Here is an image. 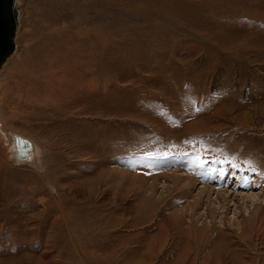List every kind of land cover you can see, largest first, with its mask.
Here are the masks:
<instances>
[{
    "label": "rangeland",
    "instance_id": "374dc122",
    "mask_svg": "<svg viewBox=\"0 0 264 264\" xmlns=\"http://www.w3.org/2000/svg\"><path fill=\"white\" fill-rule=\"evenodd\" d=\"M14 11L0 264H264V0Z\"/></svg>",
    "mask_w": 264,
    "mask_h": 264
},
{
    "label": "bare ground",
    "instance_id": "6f19581e",
    "mask_svg": "<svg viewBox=\"0 0 264 264\" xmlns=\"http://www.w3.org/2000/svg\"><path fill=\"white\" fill-rule=\"evenodd\" d=\"M15 1L16 0H14L13 9H14V5H15ZM16 15H18V14H16ZM17 24H18V16H17V20H16L15 35H14V39H13L14 47H13L12 51L10 52V54H8V56L1 63L0 71L2 70V68L4 66L8 65V62L10 61L11 57L14 55V52L16 50L15 38H16ZM15 55H16V53H15ZM6 68H8V67H6ZM3 69H5V68H3ZM4 76L5 75L2 74L1 78L5 79ZM1 78H0V104H2L1 101L4 98V97H2V87H3L4 81ZM2 124L4 125V123L1 120V111H0V136L3 138L4 144L7 147L6 150H8L9 156H11V158L14 159V162L16 161L15 163L19 164V163H27V162H33L34 161V163H35V161L37 159V155L39 153L37 144L32 139H30V138H28L22 134L16 133L15 131H14L15 133L11 132L10 134H8V132L4 131L5 128L4 129L2 128V127H4V126H1Z\"/></svg>",
    "mask_w": 264,
    "mask_h": 264
},
{
    "label": "water",
    "instance_id": "95a60500",
    "mask_svg": "<svg viewBox=\"0 0 264 264\" xmlns=\"http://www.w3.org/2000/svg\"><path fill=\"white\" fill-rule=\"evenodd\" d=\"M14 0H0V65L14 47L17 15Z\"/></svg>",
    "mask_w": 264,
    "mask_h": 264
},
{
    "label": "snow or ice",
    "instance_id": "6c2138e0",
    "mask_svg": "<svg viewBox=\"0 0 264 264\" xmlns=\"http://www.w3.org/2000/svg\"><path fill=\"white\" fill-rule=\"evenodd\" d=\"M199 110V109H198ZM131 163V162H130ZM133 167H134V165H132ZM233 167H235V165L233 166ZM253 171H254V169H253Z\"/></svg>",
    "mask_w": 264,
    "mask_h": 264
}]
</instances>
